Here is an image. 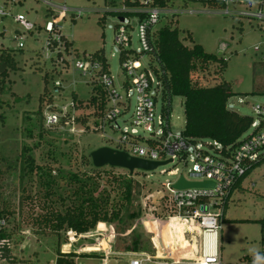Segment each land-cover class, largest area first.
Returning a JSON list of instances; mask_svg holds the SVG:
<instances>
[{"label":"rangeland","instance_id":"374dc122","mask_svg":"<svg viewBox=\"0 0 264 264\" xmlns=\"http://www.w3.org/2000/svg\"><path fill=\"white\" fill-rule=\"evenodd\" d=\"M179 3L193 9L204 7L183 0H177L174 7ZM51 4H65L70 10L80 11V15L72 11L62 13ZM128 6L125 0H0V7L10 13L0 17V31H3L0 56L7 51L16 61L14 68L5 67L2 73L7 72L6 75L0 73V209L5 214L0 227L10 233L14 264H56L60 252L81 254L75 257L76 264H102L105 257H108L106 264H118L141 253L164 256L168 261L181 259L179 264H194L186 258L196 256L201 241L198 231L188 223L180 224L182 220L170 219L173 216L164 211L156 193L160 184L177 178L161 174V170L178 168L187 175L191 164L169 163L155 171L136 170L141 172L132 174L119 167L97 168L92 165V158L86 163L84 157L102 146L123 149L117 129L107 124L101 129L95 128L92 116H88L85 124L77 122L76 116L89 115L90 107L70 108L59 124L46 122L47 114L69 106L74 100L73 93L84 106L88 103L92 83L75 69L78 59L102 50L111 65V73L120 75L116 26L119 13L128 10ZM19 14L35 24L32 32H23L15 19ZM49 20L60 24L62 35L73 42L72 53H65L61 61L55 62L43 54L48 38L44 27ZM169 22L179 29L185 44H199L206 52L221 53L227 59L222 77L230 82L233 92L228 107L255 118L253 106L264 103V30L256 23L212 13L167 16L156 27ZM132 26L136 48V19H132ZM18 31L21 33L16 37ZM256 45L261 47L260 51L254 50ZM215 67L211 65L209 73L203 74L204 84L213 85L220 79ZM46 73L48 82L44 79ZM57 79L63 81V89L60 94H53ZM45 92L53 94L50 103ZM42 97L44 102H40ZM134 106L133 97L125 119L130 118ZM161 107L159 100L158 112ZM185 121L183 99L174 97L172 130H184ZM118 124L123 128L126 123L120 120ZM251 132L250 128L241 137ZM29 155L34 159L32 170L25 162ZM73 173L82 176L89 185L87 188L94 189L95 194L103 193L109 201L105 209L110 220L98 223L83 236L64 229L57 232L53 224L43 221L48 213H64L78 201L77 190L82 180L75 179ZM119 175H130L134 180L130 199L122 196L119 182L113 180ZM244 186L233 192L225 212L221 257L226 264L256 257L262 249L258 220L264 218V162L249 173ZM150 193L154 196L144 208L143 201ZM69 233L75 235L71 242ZM65 238L67 243H60ZM86 253L92 255L82 256ZM0 264L13 263L2 261Z\"/></svg>","mask_w":264,"mask_h":264},{"label":"built area","instance_id":"2783aa9c","mask_svg":"<svg viewBox=\"0 0 264 264\" xmlns=\"http://www.w3.org/2000/svg\"><path fill=\"white\" fill-rule=\"evenodd\" d=\"M138 1V5H129L128 10L119 13L115 42L120 52V75L111 73V65L105 55L103 60L92 59L86 55L78 59L74 67L84 77L87 76L91 83L96 81L103 87L106 93L105 104L98 123L94 126L101 129L107 124L117 129L120 132L118 142L123 146V149L119 148L120 150L126 151L129 156L149 161L163 162L171 159L169 163L177 162L186 166L191 164L187 175L181 173L178 168L160 171L161 174L176 175L177 178L167 179L156 189L158 202L162 204L169 217L183 218L192 225L194 231H198L201 239L198 254L186 259H192L194 264H226L223 263L221 257L223 247L221 233L225 220V204L229 202L233 192L243 184L257 164L264 162V103L253 106L256 117L250 125L252 132L246 137L239 138L233 145L226 146L209 138L188 137L183 130H172L171 112L163 103L161 81L150 58L153 53L151 39L156 26L163 18L184 13L222 14L256 23L264 30V0H183L186 3L203 5L204 7L200 9L187 8L182 3L174 7L177 0ZM51 6L62 13L72 11L76 16L80 15V11L70 10L65 4H51ZM9 14L5 8L0 7V17ZM15 19L22 25L23 32H32L35 29V24L27 20L24 15L19 14ZM132 19L137 20L135 31L138 46L136 48L133 46ZM44 29L48 32L43 51L45 58L56 62L61 61L65 53H72L71 48L67 49L66 44V41L70 40L62 35L60 24L55 20H49ZM20 33L18 31L16 37ZM1 35L3 31H0ZM19 46L22 47L23 43L20 42ZM260 49L259 45L254 47L255 51H260ZM53 53L55 56L52 55ZM53 86V94H60L63 81L57 79ZM53 94L50 93L52 97ZM133 97L135 98L133 113L129 119H125ZM159 100H161L162 107L158 112ZM74 105L73 100L68 107L61 109L58 107L60 110L57 112L47 114V124H59L62 118L67 116L69 109L74 108ZM120 120L126 123L123 128L118 124ZM209 150L215 153L212 154ZM164 165L158 166L156 170ZM181 176L188 181H209L213 185L175 188L174 184ZM252 186H255L254 182ZM153 196V193L146 196L143 201L144 208ZM215 209H219V212ZM70 233L71 242L76 232L73 236ZM261 243L262 249L258 251L256 257L241 259L231 264H264V237ZM107 260L108 257H105L102 264H106ZM180 261L181 259L176 258L168 261L164 256L141 253L133 254L128 264H179Z\"/></svg>","mask_w":264,"mask_h":264},{"label":"trees","instance_id":"16d2710c","mask_svg":"<svg viewBox=\"0 0 264 264\" xmlns=\"http://www.w3.org/2000/svg\"><path fill=\"white\" fill-rule=\"evenodd\" d=\"M126 5H138L139 1L132 2L125 0ZM151 43L153 53L151 61L153 67L161 81V96L163 103L168 111L172 113V101L174 97H181L184 102L185 128L184 134L188 137L209 138L221 142L223 145H233L250 128L253 120L252 116L241 114L228 107V100L233 95L230 82L222 77L226 69L227 59L220 53H208L199 44L187 45L180 36L177 27L169 23L159 26L152 34ZM67 49L72 48L73 42L66 41ZM92 59H104L102 50L89 55ZM2 63L14 68L16 61L7 51L1 56ZM215 65V72L220 77L217 83L206 85L203 83V74L209 73V67ZM7 72L2 73L6 75ZM48 73L44 76L48 82ZM92 93L86 106L84 102L78 99L76 93L72 94L74 99V108L90 107L92 110L89 115L76 116L75 120L81 123H87L88 116H92L94 123L98 119L104 108L106 93L103 87L96 81L92 82ZM48 94L47 102L50 103L53 97ZM45 99L40 98V102ZM41 111V107L38 108ZM87 126V125H86ZM26 151L27 148L24 147ZM30 150V149H28ZM91 156V154H90ZM84 157L85 162L89 163L91 157ZM89 159V160H88ZM30 170L33 169L34 159L32 155L25 159ZM263 162L257 164L261 165ZM93 165V162H92ZM256 166V167H257ZM98 168V167H97ZM141 172V171H136ZM73 177L82 180L80 189L77 190L78 201L72 206L66 208L64 213H48L44 217V222L53 224V229L57 232L64 229L66 232L74 231L76 234H87L94 229L100 222L110 220L107 217L105 205L109 203L103 193L95 194V190L87 188V183L83 181L82 176L73 173ZM113 180L119 182L122 196L130 199L134 190V180L129 175L114 176ZM228 207V201L225 204V212ZM118 214V213H117ZM4 210L0 209V220L4 218ZM261 224L262 238L264 237V218L258 220ZM10 233L0 227V263L7 261L15 263V257L12 253ZM60 243H67V239ZM137 249V248H136ZM79 253H59L56 264H76L75 257ZM92 254H82V256H91Z\"/></svg>","mask_w":264,"mask_h":264},{"label":"water","instance_id":"95a60500","mask_svg":"<svg viewBox=\"0 0 264 264\" xmlns=\"http://www.w3.org/2000/svg\"><path fill=\"white\" fill-rule=\"evenodd\" d=\"M123 18L121 17V20ZM6 67L5 63L0 65V73L4 71ZM91 158L95 167H119L127 169L131 174L136 170L142 171H155L160 165L171 162L168 161H149L139 157L129 156V154L120 149H116L109 146H102L91 152ZM213 183L209 181H188L183 176L174 184L175 188H186V187H200V186H212ZM136 250V249H135ZM118 264H128V261H119Z\"/></svg>","mask_w":264,"mask_h":264},{"label":"bare ground","instance_id":"6f19581e","mask_svg":"<svg viewBox=\"0 0 264 264\" xmlns=\"http://www.w3.org/2000/svg\"><path fill=\"white\" fill-rule=\"evenodd\" d=\"M170 219H173L174 221H179V220H182V221H180L179 223L181 224V223H188L185 219H183V218H179V217H171ZM189 224V223H188ZM174 225V224H173ZM189 225H191V224H189ZM173 228H175V229H177V227L174 225V226H172ZM191 227H192V225H191ZM193 228V227H192ZM198 254V251H197V253H196V255Z\"/></svg>","mask_w":264,"mask_h":264},{"label":"crops","instance_id":"0c3cea01","mask_svg":"<svg viewBox=\"0 0 264 264\" xmlns=\"http://www.w3.org/2000/svg\"><path fill=\"white\" fill-rule=\"evenodd\" d=\"M244 182H245V181H244ZM244 182H243L242 185L238 186L237 189H244V188H245V186H244ZM224 218H225V217H224ZM221 243H222V233H221ZM78 252H80V251H78ZM84 252H87V251H84Z\"/></svg>","mask_w":264,"mask_h":264}]
</instances>
